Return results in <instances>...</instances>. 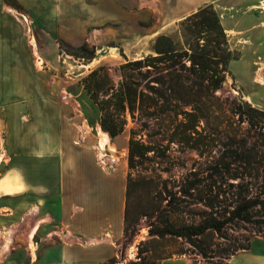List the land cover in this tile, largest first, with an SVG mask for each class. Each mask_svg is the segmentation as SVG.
Returning <instances> with one entry per match:
<instances>
[{"label":"rangeland","instance_id":"374dc122","mask_svg":"<svg viewBox=\"0 0 264 264\" xmlns=\"http://www.w3.org/2000/svg\"><path fill=\"white\" fill-rule=\"evenodd\" d=\"M254 3L256 6L251 8L246 0H0V72L6 71L0 74V160L5 159V170L13 166L16 147L21 149L23 172L29 175L26 171L30 151L43 155L48 145L54 144L67 154L65 165L70 173L78 161L87 178L93 166L127 175L129 129L116 137L107 132L108 157L102 158L97 148L105 136L100 111L81 79L100 65L108 66L116 76L115 69L126 58L154 52L160 35L170 36L183 47L188 37L182 20L207 4L214 6L225 29L232 30L227 34L236 54L228 65L220 94L228 97L229 103L238 99L264 110V9L258 6L260 1ZM91 55L94 56L89 59ZM228 125L224 123V130L212 134L210 150L201 152L175 143L170 152L173 178L178 185L186 177L196 182L204 179L201 187L216 183L226 194L231 192L227 202L246 191L262 200L264 194L257 195L262 187L250 177L240 176L249 170L244 158L264 149V126L251 127L247 121ZM112 153L121 159L118 168L111 160ZM253 161V167L262 170L264 156ZM34 163L46 161L34 157ZM252 171L253 175L258 172ZM235 173L239 176H233ZM182 199L188 201L182 202L183 219L211 210L202 203L195 204L194 197ZM20 201L27 205L29 197L23 195ZM263 219L264 206L259 205L251 222L230 224L223 234L227 238L216 235L213 247L217 255H224L221 252L229 243H241L248 249L238 250L230 258L216 256L214 261L246 264L244 261L264 260ZM30 228L31 222H22L17 230L16 250L6 248L1 252L0 264H39L44 254L47 264H142L141 255L150 264H212L183 238H153L147 217L136 220L132 215L128 234L111 232L90 239L77 237L67 228L64 233L50 236L42 246L29 238ZM13 236L10 232L8 240L12 241ZM105 243L111 251L101 248ZM12 245L7 241V247ZM44 248L49 251L44 253Z\"/></svg>","mask_w":264,"mask_h":264},{"label":"trees","instance_id":"16d2710c","mask_svg":"<svg viewBox=\"0 0 264 264\" xmlns=\"http://www.w3.org/2000/svg\"><path fill=\"white\" fill-rule=\"evenodd\" d=\"M181 25L188 37L183 47L177 46L170 36L160 35L154 52L126 58L115 69L116 76L108 71V66L100 65L84 76L81 84L100 111L104 131L116 137L129 129L124 233L129 232L132 215L136 220L147 217L153 238H183L212 264H222L214 258H230L248 247L229 243L221 252L224 255H217L214 237L227 238L223 234L230 224L251 222L253 211L264 206V198L256 199L246 191L227 202L231 192L226 194L216 183L201 187L204 179L196 182L186 177L178 185L171 173L170 152L175 143L201 152L210 150L212 134L224 130V123L247 121L251 127L264 126V110L243 100L229 103L228 97L220 94L228 65L236 54L214 6L199 8L186 16ZM263 150L244 158L249 170L240 176L250 177L262 187L258 196L264 194V164L262 170L253 167V158H262ZM252 170L257 174L253 175ZM183 197H194L195 204L202 203L211 210L190 220L183 219L182 202H188ZM139 254H143L142 250ZM141 259L142 264H150L145 256L141 255Z\"/></svg>","mask_w":264,"mask_h":264},{"label":"crops","instance_id":"0c3cea01","mask_svg":"<svg viewBox=\"0 0 264 264\" xmlns=\"http://www.w3.org/2000/svg\"><path fill=\"white\" fill-rule=\"evenodd\" d=\"M246 1L252 8L256 6L254 2L260 1L261 5L264 0ZM0 74L5 75L6 71ZM2 137L0 129V147ZM57 148L54 144L48 145L46 148L48 151L43 155L40 153L34 155L30 151L31 161L26 171L29 175L23 172L20 164L21 149L18 151L15 147L13 166L8 170H5L7 164L5 159L0 160V183L7 181L14 187L12 192L0 188V241H2L0 253L6 248L16 250L17 230L23 221L31 222L29 238L35 239L41 246L50 236L64 233L67 228L77 237L90 239L110 235L111 232L115 235L124 233L126 173L120 170L102 171L97 166H93L87 178L85 168H80L78 161L75 162L77 164L74 163L73 171L70 173L65 165L67 154L61 147ZM1 154L3 152L0 150ZM34 157L38 161L45 160L46 163L35 164ZM10 171L13 174H9ZM23 195L29 197V204H21L20 199ZM10 232L14 235L12 241L8 240ZM7 241L13 245L7 247ZM102 246L101 248L111 251L106 243ZM47 251L49 250L43 249L44 253ZM32 255L36 257V253L32 252ZM46 255L44 254L39 264H47ZM110 256L111 254L103 260ZM244 262L264 264L263 259Z\"/></svg>","mask_w":264,"mask_h":264},{"label":"bare ground","instance_id":"6f19581e","mask_svg":"<svg viewBox=\"0 0 264 264\" xmlns=\"http://www.w3.org/2000/svg\"><path fill=\"white\" fill-rule=\"evenodd\" d=\"M260 7L264 9V1L261 3ZM227 31H230V30H227ZM32 40L34 41V39H32ZM246 99L249 100V97L246 96ZM104 135L105 136L101 138V140L98 142V145H97V148L99 149V154H100L101 157L104 156L105 151H106L107 146H108V143H109V135L107 134L106 131H104ZM113 156H114V154H113ZM114 159H115V162H116L115 166H117V168L120 167L121 166L120 157L117 158V157L114 156ZM115 169H116V167H115ZM0 188H3L6 192L14 191V187L7 181H2L0 183Z\"/></svg>","mask_w":264,"mask_h":264},{"label":"built area","instance_id":"2783aa9c","mask_svg":"<svg viewBox=\"0 0 264 264\" xmlns=\"http://www.w3.org/2000/svg\"><path fill=\"white\" fill-rule=\"evenodd\" d=\"M105 157H108V153H107V151H105L104 156H102V158H105ZM111 160H112V161H115L114 157H112Z\"/></svg>","mask_w":264,"mask_h":264}]
</instances>
